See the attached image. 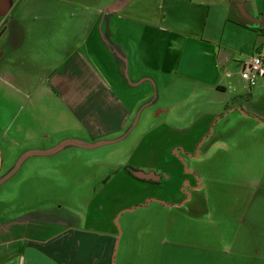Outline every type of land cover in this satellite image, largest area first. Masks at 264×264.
Returning <instances> with one entry per match:
<instances>
[{"label":"crops","instance_id":"obj_1","mask_svg":"<svg viewBox=\"0 0 264 264\" xmlns=\"http://www.w3.org/2000/svg\"><path fill=\"white\" fill-rule=\"evenodd\" d=\"M259 54L264 0H0L2 161L18 152L48 183L89 155V182L103 185L82 220L0 214V264H130L120 219L153 203L225 257L260 215L263 259L264 78L241 77Z\"/></svg>","mask_w":264,"mask_h":264},{"label":"rangeland","instance_id":"obj_2","mask_svg":"<svg viewBox=\"0 0 264 264\" xmlns=\"http://www.w3.org/2000/svg\"><path fill=\"white\" fill-rule=\"evenodd\" d=\"M142 102V108L148 109L149 101L143 99ZM142 129L145 134V130L149 129V121L143 120ZM18 156H20L18 152L4 153L0 172V214L5 215L12 212L18 216L25 214V211L41 208L47 213L55 214L61 220L67 218L72 222L77 219L82 220L81 214L87 213L91 194L95 195L103 186L89 182V165L86 164V158L90 156L62 161L64 164H60L55 172L50 174L55 175V181L48 183L36 181L39 171L36 163L35 167L24 168ZM254 170L257 176L258 169ZM211 179L212 177L202 179V182H206L203 194L208 204L219 208L223 203L215 192L219 189V185L209 183ZM227 187L230 188L229 184ZM259 197L254 200V208L258 210L262 208ZM224 202L229 205L231 201L226 199ZM188 207L184 205V211ZM181 213V210L175 208L162 211L156 203H153L151 208H138L131 213L126 209L120 219L124 240L128 242V246L130 241L135 240L136 243L134 252L127 258L130 264H264V258L261 259L262 255L257 254L263 247L260 215L250 217V221L247 222V228L252 230L247 241L238 245L239 250L234 249L231 257H225L207 247L208 245L213 248L212 236L198 239L197 235L192 233L184 234L181 227ZM76 214L82 218L75 219ZM128 224H135L136 227L132 231L127 230ZM227 225L232 226L231 223ZM192 244H200L201 247L194 248ZM244 254L247 255L248 262L242 261L241 257H245Z\"/></svg>","mask_w":264,"mask_h":264},{"label":"built area","instance_id":"obj_3","mask_svg":"<svg viewBox=\"0 0 264 264\" xmlns=\"http://www.w3.org/2000/svg\"><path fill=\"white\" fill-rule=\"evenodd\" d=\"M241 77L250 86L256 85L260 78H264V56L254 55L248 66L242 71Z\"/></svg>","mask_w":264,"mask_h":264},{"label":"trees","instance_id":"obj_4","mask_svg":"<svg viewBox=\"0 0 264 264\" xmlns=\"http://www.w3.org/2000/svg\"><path fill=\"white\" fill-rule=\"evenodd\" d=\"M131 172L136 176V177H139V178H145L147 177V173L141 171V170H137V169H131Z\"/></svg>","mask_w":264,"mask_h":264},{"label":"water","instance_id":"obj_5","mask_svg":"<svg viewBox=\"0 0 264 264\" xmlns=\"http://www.w3.org/2000/svg\"><path fill=\"white\" fill-rule=\"evenodd\" d=\"M2 165H3V161H2V155H1V152H0V172L2 170Z\"/></svg>","mask_w":264,"mask_h":264}]
</instances>
